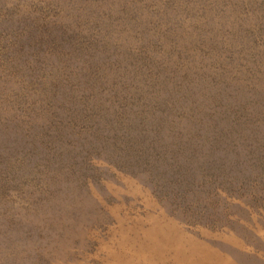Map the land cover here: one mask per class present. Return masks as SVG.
Segmentation results:
<instances>
[{"label":"rangeland","instance_id":"rangeland-1","mask_svg":"<svg viewBox=\"0 0 264 264\" xmlns=\"http://www.w3.org/2000/svg\"><path fill=\"white\" fill-rule=\"evenodd\" d=\"M150 216L264 264V0H0V264Z\"/></svg>","mask_w":264,"mask_h":264},{"label":"trees","instance_id":"trees-1","mask_svg":"<svg viewBox=\"0 0 264 264\" xmlns=\"http://www.w3.org/2000/svg\"><path fill=\"white\" fill-rule=\"evenodd\" d=\"M148 226L122 228L119 243L104 264H228V255L181 231L175 224L150 216ZM223 260L219 261L220 258Z\"/></svg>","mask_w":264,"mask_h":264}]
</instances>
